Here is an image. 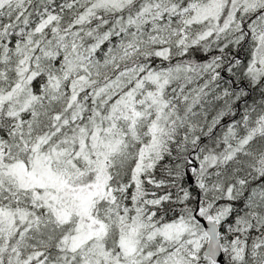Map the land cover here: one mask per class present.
I'll return each instance as SVG.
<instances>
[{
	"label": "snow or ice",
	"instance_id": "6c2138e0",
	"mask_svg": "<svg viewBox=\"0 0 264 264\" xmlns=\"http://www.w3.org/2000/svg\"><path fill=\"white\" fill-rule=\"evenodd\" d=\"M0 264H264V0H0Z\"/></svg>",
	"mask_w": 264,
	"mask_h": 264
}]
</instances>
